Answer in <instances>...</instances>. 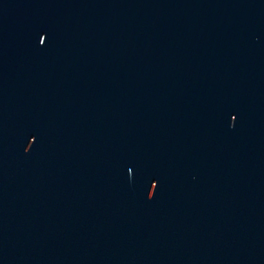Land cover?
I'll list each match as a JSON object with an SVG mask.
<instances>
[{"label":"water","instance_id":"water-1","mask_svg":"<svg viewBox=\"0 0 264 264\" xmlns=\"http://www.w3.org/2000/svg\"><path fill=\"white\" fill-rule=\"evenodd\" d=\"M0 264H264V0H0Z\"/></svg>","mask_w":264,"mask_h":264}]
</instances>
